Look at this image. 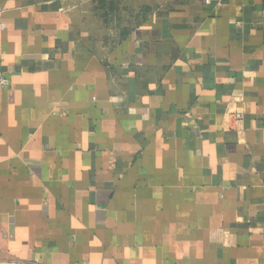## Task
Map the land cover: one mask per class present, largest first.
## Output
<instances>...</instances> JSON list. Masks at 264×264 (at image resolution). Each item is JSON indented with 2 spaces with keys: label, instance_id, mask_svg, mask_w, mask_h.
Segmentation results:
<instances>
[{
  "label": "crops",
  "instance_id": "obj_1",
  "mask_svg": "<svg viewBox=\"0 0 264 264\" xmlns=\"http://www.w3.org/2000/svg\"><path fill=\"white\" fill-rule=\"evenodd\" d=\"M1 77L0 264H264V0H0Z\"/></svg>",
  "mask_w": 264,
  "mask_h": 264
},
{
  "label": "built area",
  "instance_id": "obj_2",
  "mask_svg": "<svg viewBox=\"0 0 264 264\" xmlns=\"http://www.w3.org/2000/svg\"><path fill=\"white\" fill-rule=\"evenodd\" d=\"M0 83H1V84H7V80H6L5 78L1 77V78H0ZM238 116H239V114H237L236 117H238Z\"/></svg>",
  "mask_w": 264,
  "mask_h": 264
},
{
  "label": "clouds",
  "instance_id": "obj_3",
  "mask_svg": "<svg viewBox=\"0 0 264 264\" xmlns=\"http://www.w3.org/2000/svg\"><path fill=\"white\" fill-rule=\"evenodd\" d=\"M9 7H11V5L9 4Z\"/></svg>",
  "mask_w": 264,
  "mask_h": 264
}]
</instances>
